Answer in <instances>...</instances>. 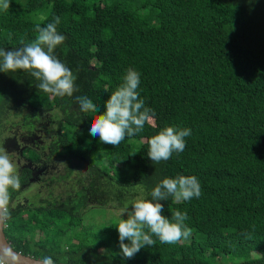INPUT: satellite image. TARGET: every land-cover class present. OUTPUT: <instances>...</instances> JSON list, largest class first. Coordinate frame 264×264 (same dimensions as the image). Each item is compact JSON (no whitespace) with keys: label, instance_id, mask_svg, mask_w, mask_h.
Wrapping results in <instances>:
<instances>
[{"label":"trees","instance_id":"1","mask_svg":"<svg viewBox=\"0 0 264 264\" xmlns=\"http://www.w3.org/2000/svg\"><path fill=\"white\" fill-rule=\"evenodd\" d=\"M55 17L66 37L55 55L77 76L78 91L53 96L24 71L0 72V108L12 96L23 99L29 113L19 124L31 137L48 112L55 129L41 151L80 171L89 187L61 204L9 205L11 247L54 264H264V0H11L0 10V48L32 42L36 26ZM130 68L154 120L117 146L105 144L89 135L95 113L82 112L77 97L103 113ZM168 126L191 134L183 152L153 164L148 140ZM41 151L20 155L37 164ZM28 173L22 170L20 189ZM180 175L199 180V198L159 202L169 219L187 213L189 238L166 244L153 237L155 245L123 257L113 213L131 210L135 200L119 199L132 192L151 199L156 184ZM93 199V214H106L98 225L85 218ZM107 199L113 206L98 208Z\"/></svg>","mask_w":264,"mask_h":264},{"label":"clouds","instance_id":"2","mask_svg":"<svg viewBox=\"0 0 264 264\" xmlns=\"http://www.w3.org/2000/svg\"><path fill=\"white\" fill-rule=\"evenodd\" d=\"M10 6L11 0H0V10L7 11ZM59 24L60 18L55 17L44 27L36 26L37 36L32 42L15 50L0 48V72L24 71L39 82L36 87L44 93L72 97L78 91L75 85L77 76L55 55L57 47L63 45L66 39L57 30ZM139 85V73L128 69L123 83L105 101V111L101 114H96L98 105L87 96L77 97L82 112L95 113L89 121L90 136L99 137L105 144L117 146L125 136L136 135L154 120V110L146 107L139 97ZM190 134L188 128H163L148 140L147 156L153 164L168 160L174 152L184 151V138ZM20 187L16 164L7 149L0 147V220L10 216L11 193ZM149 195L151 199L139 198L132 202L131 210L127 207L120 210V220L115 227L121 253L127 259H132L141 248L155 245L153 237L166 244L187 240L192 231L185 223L187 213L177 210L169 219L162 215L164 205L159 201H165L170 196L177 203L199 198L201 186L195 176L180 175L164 178L152 188ZM124 215L126 219L122 218ZM6 260L15 262L17 257L5 249L0 264H6ZM38 264H54V261L51 256H45Z\"/></svg>","mask_w":264,"mask_h":264},{"label":"rangeland","instance_id":"3","mask_svg":"<svg viewBox=\"0 0 264 264\" xmlns=\"http://www.w3.org/2000/svg\"><path fill=\"white\" fill-rule=\"evenodd\" d=\"M95 63V62H93ZM10 100V101H9ZM25 101L20 98L11 97L5 101L0 108V147L7 149L10 158L16 164L17 172L20 176L24 168L31 170V177L26 186L20 189V192L15 195L11 202V208H26L28 207L29 200L33 203L44 202V205L61 204L69 197H74L79 191H83L85 187H89L87 182H81L80 171H72L63 162V159L48 156V149L42 150L41 148L47 144L51 139L52 130L55 129L53 120L50 119L51 115L42 112L41 128L35 132L32 137L28 134L26 129L20 126V121L23 116L29 113V108L25 106ZM44 128L48 129L47 134ZM25 148H30L36 151H41V160L39 163L34 164L20 155V152ZM132 192L130 195H125L119 200L124 202H132L141 196ZM31 198L33 200H31ZM106 205H100L98 208L109 210L113 203L107 199ZM97 206L95 199L86 204L84 211L86 212L85 218L90 223L95 225L103 222L106 214L95 215L91 208ZM91 209L89 212L88 210ZM83 211V212H84ZM120 211L115 210L113 215L120 218ZM126 219L127 216H122Z\"/></svg>","mask_w":264,"mask_h":264},{"label":"water","instance_id":"4","mask_svg":"<svg viewBox=\"0 0 264 264\" xmlns=\"http://www.w3.org/2000/svg\"><path fill=\"white\" fill-rule=\"evenodd\" d=\"M4 222L5 220H0V257H3V251L8 249L13 255L17 257V260L15 262L6 260V264H38L40 259H36L29 255H23L11 247L4 235Z\"/></svg>","mask_w":264,"mask_h":264},{"label":"flooded vegetation","instance_id":"5","mask_svg":"<svg viewBox=\"0 0 264 264\" xmlns=\"http://www.w3.org/2000/svg\"><path fill=\"white\" fill-rule=\"evenodd\" d=\"M46 149H47V148H46ZM21 153H22V151L20 152V154H21ZM48 156L53 157V156L49 155V150H48ZM54 158H56V156H54ZM20 176H21V174H20ZM27 176H28V180H29V178L31 177V170H30V173L27 174ZM15 195H17V193H16ZM15 195H14V196H15Z\"/></svg>","mask_w":264,"mask_h":264}]
</instances>
